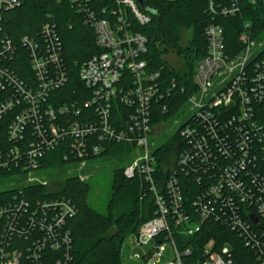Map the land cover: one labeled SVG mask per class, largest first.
Returning a JSON list of instances; mask_svg holds the SVG:
<instances>
[{
    "label": "built area",
    "instance_id": "1",
    "mask_svg": "<svg viewBox=\"0 0 264 264\" xmlns=\"http://www.w3.org/2000/svg\"><path fill=\"white\" fill-rule=\"evenodd\" d=\"M69 1L85 13L101 49L81 63L78 78L85 88L74 97L61 92L72 72L56 25L45 22L37 35L17 42L3 21L22 0H0V182L20 176L0 189L15 190L0 204V264H72L68 221L77 213L75 204L30 198L23 187L48 183L33 175L44 157L54 158L62 147L68 168L82 170L108 144L130 146L124 174L140 177L156 205L154 216L127 238L139 246L156 241L144 252L145 264H157L166 241L174 258L165 264H234L231 245L218 246L214 238L197 261H184L191 251L181 250L176 237L200 232L207 219L236 233L264 264V31L255 37L245 22L242 48L230 54L224 27L210 22L192 83L177 75L166 83L145 57L148 38L135 29V23L152 20L138 0H113L104 17L84 0ZM240 2L209 0L207 10L213 18L232 16ZM164 57L183 75L182 57ZM177 105L190 115L174 134L173 150L158 153L165 144L157 147L151 138L168 120L160 113Z\"/></svg>",
    "mask_w": 264,
    "mask_h": 264
},
{
    "label": "trees",
    "instance_id": "2",
    "mask_svg": "<svg viewBox=\"0 0 264 264\" xmlns=\"http://www.w3.org/2000/svg\"><path fill=\"white\" fill-rule=\"evenodd\" d=\"M208 1L145 0L155 12L142 7L152 14V20L146 25L135 23V29L148 38L145 57L153 70L162 71L166 83H170L174 75L192 83L195 63L206 54L205 28L210 22H218L224 27L227 50L230 54H235L242 48L239 34L245 22L252 25L251 32L255 37L264 31V0H259L255 4L241 0L238 14L214 18L207 10ZM84 3L103 17L108 16L103 9L114 5L113 0H84ZM45 22L56 25L64 59L72 72L71 84L61 92L66 97H74L77 89L85 88L78 78L81 63L101 51L96 43L93 27L86 22L85 13L78 12L76 6L69 0H22L19 7L4 13L3 27L18 42L23 35H37ZM185 30H190L191 36L186 44H183ZM21 50L25 52L24 47H21ZM170 52L184 59L183 75L165 59L164 55ZM182 101L184 96L181 97L179 104ZM178 105L167 113H160V118L163 120L170 118L177 112ZM172 145L165 144L157 149L158 153L159 149L165 153L172 151ZM65 151L66 148L62 147L55 152L54 158L47 155L41 160V167L50 169L58 165L66 169L69 161L64 159ZM129 153L130 146L127 144H108L100 156L120 154L122 159L130 161ZM93 158H97L96 155ZM124 166L116 169L111 187L112 196L106 212L98 210L90 203L91 184L82 180L79 175L67 176L60 188H52L48 183L38 182L23 187L30 198L31 196L41 199L66 198L75 204L77 213L68 221L73 237L72 264H123L121 257L123 243L129 236L138 233L143 222L154 216L156 205L152 195L147 192L146 183L138 176L126 177ZM14 192L15 190L0 192V204L5 203ZM176 238L181 250L189 248L191 251L184 257L186 263L197 261L206 242L214 238L218 246L231 245L234 264H260L236 233L213 220H205L202 230L192 236L178 235Z\"/></svg>",
    "mask_w": 264,
    "mask_h": 264
},
{
    "label": "rangeland",
    "instance_id": "3",
    "mask_svg": "<svg viewBox=\"0 0 264 264\" xmlns=\"http://www.w3.org/2000/svg\"><path fill=\"white\" fill-rule=\"evenodd\" d=\"M191 36L190 30H185L183 32V44H186L189 37ZM260 37V36H259ZM258 37V38H259ZM261 39H264V33L261 35ZM175 64H179L176 58H171ZM190 111L188 109H180L175 114H173L166 121V127L158 134L154 135L151 140L156 143V146L161 144L175 143L176 136L174 134L177 132L180 125H182L186 119L189 117ZM122 159L120 154H114L111 156H99L97 158L88 161L87 166L84 169L70 167V168H60L56 165L53 168H41L35 171V177L41 180H46L52 188H60L62 182L67 176L70 175H81L82 178L91 184L89 201L102 212L107 211V205L112 196V182L115 175L116 169L119 166L125 165L128 159ZM55 161V160H54ZM20 176L14 175L7 177V182H0V189L6 185H10L15 178ZM26 179V175H21ZM81 178V177H80ZM81 178V179H82ZM82 179V180H83ZM25 183V181L23 182ZM16 184V183H14ZM19 186V184H16ZM124 208V207H123ZM128 239L125 240L121 247V257L123 264H145L143 259L144 252L149 251L155 244L154 239L150 240L143 246L132 245L127 243ZM174 258V250L172 243L169 241L165 242V248L162 254L159 256L157 264H165L166 262Z\"/></svg>",
    "mask_w": 264,
    "mask_h": 264
},
{
    "label": "water",
    "instance_id": "4",
    "mask_svg": "<svg viewBox=\"0 0 264 264\" xmlns=\"http://www.w3.org/2000/svg\"><path fill=\"white\" fill-rule=\"evenodd\" d=\"M140 2V4L146 9L149 10L151 12H155V9H153L150 5H148L145 0H138Z\"/></svg>",
    "mask_w": 264,
    "mask_h": 264
}]
</instances>
